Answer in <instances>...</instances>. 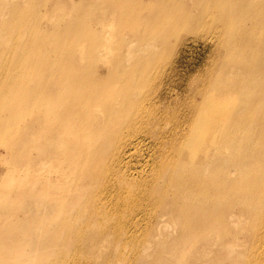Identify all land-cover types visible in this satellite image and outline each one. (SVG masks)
I'll list each match as a JSON object with an SVG mask.
<instances>
[{"label":"bare ground","instance_id":"1","mask_svg":"<svg viewBox=\"0 0 264 264\" xmlns=\"http://www.w3.org/2000/svg\"><path fill=\"white\" fill-rule=\"evenodd\" d=\"M188 1L0 0V98L9 100L0 101L9 114H0V147L3 158L24 160L13 203L0 206V250L16 264L264 256V47H222L237 63L174 108L187 40L176 49L168 39L188 30ZM32 47H77L88 53L85 73L35 60ZM35 65L44 71L27 98L37 114L22 127L17 75L23 68L31 88ZM53 78L59 91L47 90Z\"/></svg>","mask_w":264,"mask_h":264},{"label":"rangeland","instance_id":"2","mask_svg":"<svg viewBox=\"0 0 264 264\" xmlns=\"http://www.w3.org/2000/svg\"><path fill=\"white\" fill-rule=\"evenodd\" d=\"M246 1L247 0H192V2H194V8L190 17L191 20H189L190 23L187 25L188 30L178 32L168 39L170 47L176 49L180 48V43L184 38L187 40L184 48L179 51V57L175 65L178 83L175 86V93H173V98L171 99V101L174 102V108H176L178 104L179 97L194 96L197 90L196 85L201 79H204L207 85H213L219 70H224V68L230 67L232 63H237V57L228 54L222 47H264V0H252L250 4H246ZM253 1L258 2L259 7H257V3H253ZM196 2L197 5H195ZM149 14H144V23L149 21L151 17ZM156 33L157 32H155V34ZM124 36L125 35H121L120 37ZM133 36V33L126 34V38L130 45L134 43L135 38ZM147 36L148 38L150 37L149 35ZM159 41L160 40L153 42L155 47H161ZM220 41L223 42L222 46H220ZM69 48L73 50L60 52L57 47H32L34 50L33 59L51 61L53 65L64 64L69 67L70 70L67 69L69 72L71 71L72 76H82V73H85V63L89 61V59H87L88 53L82 52L77 47H68V49ZM151 51L155 52V50ZM147 52L148 51H145V53L141 54H146ZM156 53L155 62L160 63V49ZM84 56L86 57L84 58ZM37 65L39 66L38 63ZM37 65L34 67L33 76L31 78V88H29L30 81L28 73L26 72L25 75L23 68L20 69L17 75V103L22 107L17 113V124L22 127L30 119L28 117L30 110H32L34 116L37 114L34 110V103L36 100L27 98L30 95L28 91L32 90V83L34 82L33 77L44 71V68H39ZM158 69L160 70V68ZM100 72H103V70H100ZM53 75H56L59 79L57 71H54ZM57 78L47 80V90L59 91L61 89L62 85L58 82ZM35 81L38 80L35 79ZM68 86H70V88L72 87L71 84H68ZM80 86L83 85L81 84ZM37 90L38 89H35L34 86L33 93H36ZM7 92H11V87L5 91L6 97H8ZM196 97L197 99L200 98L198 95H196ZM2 99L3 98H0L1 102H9L7 99ZM24 105L28 107H23ZM1 115L8 116L9 114ZM13 127L7 129L8 134L12 133ZM7 150L8 149L4 146L0 147L1 207H5L3 205L4 202H6L5 197L9 198L7 199L8 203H13V201L11 202L12 199L10 195L14 189L18 188L20 185L18 183L20 175L23 177V173L18 174L17 171L23 168L22 162H24V160L18 159V161H16L19 162L18 166V163H16L12 157L11 159L3 158L6 156ZM25 152L27 153V148L23 146L21 154ZM17 201L18 199L15 198L14 202ZM16 250L17 248L15 249V247H13L12 251L15 252ZM251 250H253V248ZM11 255L12 254H9L7 251L0 250V264H16L17 259ZM4 260L6 262H3ZM257 261L258 264H264V256L259 250L255 249L254 254L249 252L245 255L246 264H257Z\"/></svg>","mask_w":264,"mask_h":264}]
</instances>
